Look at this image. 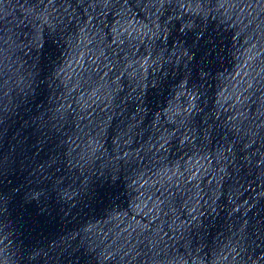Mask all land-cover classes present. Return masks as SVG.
Returning a JSON list of instances; mask_svg holds the SVG:
<instances>
[{
	"label": "water",
	"instance_id": "1",
	"mask_svg": "<svg viewBox=\"0 0 264 264\" xmlns=\"http://www.w3.org/2000/svg\"><path fill=\"white\" fill-rule=\"evenodd\" d=\"M0 264H264V0H0Z\"/></svg>",
	"mask_w": 264,
	"mask_h": 264
}]
</instances>
